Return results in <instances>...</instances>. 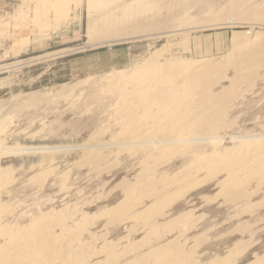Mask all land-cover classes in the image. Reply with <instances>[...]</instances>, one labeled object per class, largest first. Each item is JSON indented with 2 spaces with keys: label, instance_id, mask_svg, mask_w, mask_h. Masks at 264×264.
<instances>
[{
  "label": "rangeland",
  "instance_id": "374dc122",
  "mask_svg": "<svg viewBox=\"0 0 264 264\" xmlns=\"http://www.w3.org/2000/svg\"><path fill=\"white\" fill-rule=\"evenodd\" d=\"M133 1L135 0H112L106 7L102 5L105 12H101L103 8H100L98 0H92L93 3L89 0H0V121L5 122L0 126L3 128L7 125L4 126V131L2 129L4 134L2 132L0 139L11 151L23 150L27 146V149L25 147L21 151L26 157H34L36 162L39 155L36 156L32 150L28 151L29 148L36 149L51 143L59 145L57 147L62 144L67 148L61 152L64 159L53 161H57L56 164L48 161L42 166L38 161L31 171L29 168L19 167L14 170H17L13 173L17 178L12 175L9 187L16 188L9 191V199L3 200V203L8 202L6 204L10 205L12 213L3 218H6L3 223L20 222L28 225L33 215L35 218L48 211H55V214L63 216L73 214L82 226L88 228L87 235L90 238H86L95 243L96 248L102 247L106 241L115 243L119 248L134 246L150 240L154 235H165L162 241L166 242L177 238L175 229H166V219L159 220L156 228L144 230L143 224L137 223L135 219L127 218L119 222L120 218L117 221L119 223L110 224L109 216H105V211L114 208L120 201L123 202L125 185H142L141 170L144 168L141 162L145 155L138 156L143 159L139 161L138 157L130 158L132 156L127 153L116 158L118 151H113L114 156L110 159L112 162L102 174L103 171H93L89 166H81L84 150L71 147L83 140L90 143L96 137L104 136L106 125H113L112 129L121 127L117 124V121L120 122L119 116H116L121 100L118 91L112 92L116 85L115 73L118 71H124L126 76L138 66L145 65L148 59L162 63L178 58L194 61L207 58L226 68V65L230 66V58L234 61L239 59V54L234 51L235 46H246L247 40L249 43L258 41L264 47V0H252L260 9L255 6V10L249 9L248 13L246 8L247 11L244 10L243 14H237L236 11L235 14L231 13L230 10H235L238 6L236 2V6H230L232 0H206L205 3L210 1V4L208 2L205 5L204 0H177L176 8L169 7L171 11L163 4L164 0H156L151 2L154 6L145 3L137 12L128 14L120 10ZM167 1L169 3L170 0ZM251 12L253 13L250 14ZM114 15L118 18L117 21L114 18V22L103 24L104 17L113 20L111 17ZM92 24L96 27L89 34ZM243 41L246 43L243 44ZM232 53L236 56L233 57ZM228 75L232 76L233 71H229ZM259 83H263V86L258 85L254 93L247 94V105L243 109L245 111H242L240 117L237 115L236 120V124L240 122L238 127L252 130V133H260L261 124H257L264 123V81ZM64 85L65 93L61 96L59 93L63 91ZM32 94L43 97L38 101H30L29 95ZM261 110L259 117L258 112ZM102 127H105V131ZM70 145L71 149L68 151L67 146ZM21 151L16 153L24 155ZM45 156L46 153H43L39 157L43 159ZM184 160L176 158L171 164L160 166L157 173L159 176L155 178L159 177L161 181L165 177L171 178L172 174L186 166ZM47 163L49 166H45ZM54 165L58 167L55 168ZM46 168L47 171L53 169L54 172L49 170V174ZM37 170L41 172L42 178L35 172ZM43 173L49 174V179ZM34 175L40 178H37L40 182L45 178L48 179L45 182H48L43 181V186L39 181L40 185L36 181L32 184ZM14 178L17 182H13ZM217 179L210 182L207 176L202 175L199 180L207 183L203 184L201 181L202 187H195H199V192L201 190L200 195L195 196L199 192L194 188V192L188 194L193 196H189L192 203L186 204L183 200L180 204L176 202L179 207L177 216L194 211L191 217L202 224L201 228L184 238L195 237L197 244L200 237L208 232L209 237L214 240L209 244L210 247L204 249L205 252H217L224 256L226 247L234 249L232 243L242 240V236L230 234L232 230L229 228L237 221L229 222L233 214L229 212V205L218 196L221 187L216 185ZM28 180L32 182L29 183ZM160 187L162 185L158 186ZM143 190H139L141 195L147 191ZM262 199L263 195H254L251 202L257 204ZM144 204L135 214H141L144 210L155 214L150 200ZM20 215H26V218L21 219ZM261 240L256 246V251L260 254L264 251V237ZM159 243L150 245L146 251L158 247ZM199 256L201 255H197L198 260L204 264L208 256Z\"/></svg>",
  "mask_w": 264,
  "mask_h": 264
},
{
  "label": "bare ground",
  "instance_id": "6f19581e",
  "mask_svg": "<svg viewBox=\"0 0 264 264\" xmlns=\"http://www.w3.org/2000/svg\"><path fill=\"white\" fill-rule=\"evenodd\" d=\"M89 1L92 2V0ZM152 1L156 0H135L120 10L128 14L137 12L145 3L154 6ZM176 1L170 0L167 3L168 1L164 0L163 4L168 7V11H171L169 7L176 8L178 5ZM205 1H203L204 5L208 2L210 4V1L206 3ZM98 2H100V8H103L102 5L106 7L112 0H98ZM235 2L238 4V8L230 10L234 14L235 11L237 14H243L246 8L248 13L249 9L252 10L255 6L259 8V5H256L252 0H232L230 6L234 7ZM157 3H155L156 8ZM105 7L101 10L97 8L101 12H105ZM193 7L196 6L193 5ZM95 11L97 12L96 9ZM115 16L111 17L113 20L104 17L103 24L114 22V18L117 21L118 18ZM189 17L187 18L189 19ZM98 20L93 21L98 22ZM96 25L92 24L89 34ZM246 42L243 41L246 46H235L234 51L239 54V59L234 61L230 58V66L226 65V68L216 64L217 61L212 62L207 58L196 61L178 58L170 61L165 59L166 61L162 63L158 60L151 61L150 59L149 61L148 59L145 65L138 66L126 76L124 71H118L115 73L116 85L112 92L118 91L117 94L121 100L118 104V114L116 111V116H119L120 119L117 124L121 127L112 129L114 128L112 124H109V126L112 125L111 127L104 125L107 127L106 131L105 127H102V130L105 131L104 136L96 137L90 143L83 140L78 145L67 146L68 151L71 148L84 150V159L80 160L81 166H89L93 171H103L102 174L105 173V169L107 170L108 164L112 162L110 159L114 156L113 151H118V153L115 152L116 158L122 153L129 154L133 159L145 155L144 160L138 157L139 161L143 160L141 165L144 169L141 170L142 183H140L142 185L138 186L139 184L132 183L125 185L123 202L120 201L121 203L119 202L114 208L105 211V216H109L110 224H116L115 222L120 218L122 219L119 222L127 218L135 219L134 221L137 223L143 224L144 230L156 228L159 220L166 219L168 222L166 229H175L177 238L166 242L162 241L165 235H154L150 240L134 246L119 248L115 243L106 241L102 247L96 248L95 243L86 238L88 228L82 226L73 214L72 216H63L55 214V211H48V213L39 214L40 216L36 215L35 218L33 215L32 219H29L28 225H23L20 222L3 223V220L6 219L3 218L12 213L10 205L6 204L8 202L3 203V200L8 198L9 191L14 188L11 186L10 189L9 187L12 175L17 172L14 170L19 167L29 168L31 171L35 169L36 165L34 164L38 161L42 163V166L48 161H51V164H56L57 161L56 163L53 161L64 159L61 152L67 148L62 144L57 147L59 145L54 143L38 146L41 149L36 146V149L31 147L32 149L29 148L28 151H34L36 156L46 153L43 159L39 156L36 157V162L34 157H26L22 152L25 147L27 149V146L23 147V150L15 147L17 150L11 151L0 139V264H201L197 255H201L199 258L208 256L205 258L204 264H264V251H261L262 254L256 251L257 244L264 237V199L257 204L251 202L254 195L264 196V123L257 124L258 126L261 124L262 131L260 133H252V130L248 131L243 127L240 128L241 126L238 127V123H240L238 121L236 124L237 115L239 116L242 111H245L243 109L247 105L245 101L247 94L254 93L256 86H263V83L259 82L264 81V47L262 44H258V41L249 43L246 40ZM231 70L233 75L229 76L228 72ZM64 88L65 85L62 90ZM64 90L60 91L59 95H64ZM29 96L30 101H38L43 97L36 94ZM261 113L262 110L258 112L259 117ZM4 123L2 120L0 121V125ZM4 126L3 128L0 126V138ZM8 133L10 134L9 131ZM62 142L65 141L62 140ZM62 146L65 148L63 149ZM19 150H22L20 153L24 155L16 153ZM176 158L185 159L186 166L172 174L173 177L169 176V179L167 177L162 181L159 177L156 179L157 175L159 176L157 174L159 167L171 164L170 162ZM114 162L118 161L114 160ZM48 164L45 166H49ZM54 167L58 166L54 165ZM49 170L54 172L53 169ZM49 170L47 171L46 168L48 173ZM35 172H38L39 177L42 178L41 172L39 173L38 170ZM45 175L48 178V175ZM202 175L207 176V180L210 182L218 178L216 185L221 187L218 196L223 198L226 205H229V212L233 214L229 222L237 221L229 228L232 230L230 234L242 236V240L232 243L234 249L226 247L224 256L217 252H205L204 249L211 246L209 244L213 239V237H209L208 232L200 237L197 244L195 237L184 238L185 235L201 228L202 224H199L200 222L198 223V220L193 216L191 217L194 211L181 213L177 216L179 207L176 202L180 204L183 200L186 204L192 203L191 197L193 196L189 195L191 196L189 197L188 194L194 192V188L201 185L202 180L199 179ZM14 176L16 177V175ZM39 177L34 175L35 180L32 177L33 182L32 180L28 181L33 184L35 181H39L37 180ZM47 178L41 179L42 182L47 183L48 181L45 182L49 179ZM15 180L14 178L13 182ZM42 182L40 183L43 186ZM159 185L162 187L158 188ZM39 187L41 188V186ZM198 188L195 189L198 190ZM141 189H144L143 191L147 189L146 192L142 191L144 195L140 194L139 190L141 191ZM200 192L195 196L200 195ZM148 200L152 203L151 206L154 207L155 214H149L146 210L141 214H135L143 208L144 203ZM17 206L19 205L17 204ZM12 207L14 208L13 205ZM22 216L20 215L21 219L26 218ZM28 216L30 217L29 214ZM228 240L230 242L231 237ZM191 241L193 243H190ZM157 242H160L158 247L149 252L146 251L150 245Z\"/></svg>",
  "mask_w": 264,
  "mask_h": 264
}]
</instances>
